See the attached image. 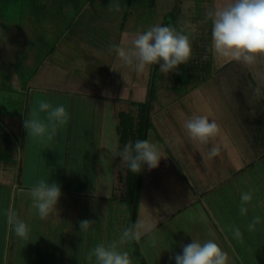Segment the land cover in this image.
Listing matches in <instances>:
<instances>
[{"label":"rangeland","instance_id":"rangeland-1","mask_svg":"<svg viewBox=\"0 0 264 264\" xmlns=\"http://www.w3.org/2000/svg\"><path fill=\"white\" fill-rule=\"evenodd\" d=\"M223 2L113 0L120 6L117 12L108 10L112 0H0L2 114L22 112L16 104L20 102L22 93L13 91L9 85H13L15 80H27L44 57L49 61H63L74 70L80 67L79 71L82 70L89 78L97 77L100 81L104 78L106 83L113 78V73L114 84L118 88L114 86V90L101 93L104 98L113 97L119 101L121 113L129 115L135 123L139 120L141 104L147 99L148 89L152 87V98L147 102L152 124L147 135L151 136V141L147 140L166 150L168 163L175 162L176 168L172 170L171 165L165 170L159 166L149 169L147 175L150 178H146L142 171L147 186L144 191L147 194L149 190V200L156 203L152 208L156 214L145 212L142 219L132 214L123 200L127 193L123 182L119 188L114 187L113 197L106 201H99L96 197L87 202L75 201L80 205L74 206L72 221L63 210L62 214L56 212L44 220L35 211L26 213L23 210L22 214H33L19 217L31 230L27 241L15 235L13 225L12 235L5 231V190L0 189V264H95V257L89 261L87 256L96 245L103 243L107 247L114 241L118 243L125 228L143 220L147 226L165 214L170 215L151 234L156 238L155 247L148 235L142 236L138 242L129 240L118 245L119 250L129 253L133 264H141L140 259L135 258L137 255L146 264H175L173 257L182 254L183 246L192 243L193 239L201 242L213 240L220 248L227 244L223 250L234 258V264H260L257 260L261 253L264 254V59L248 66L212 51L210 75L202 79L194 75L190 77L194 72L191 67L193 58L206 63L207 52L204 49L211 43L212 26L207 13ZM57 4L63 9H70L72 5L73 10L61 11ZM54 9L56 12L52 11ZM68 23L82 35L76 38L81 40L76 44L85 52L84 60L75 51L77 48L69 49L70 56L62 59L53 48L51 41L61 26L67 25L71 32L72 27ZM154 25H170L188 35L192 55L187 67L182 64L165 75L160 72L159 65L154 64L152 77V65L140 75L128 67L120 69L119 75L114 73L111 67L115 53L109 52V45H118L120 38V45L127 47L136 33ZM63 45L58 44L60 47ZM202 54L204 57L200 56ZM201 66L210 68L206 64ZM106 88H109L107 84ZM16 94V103L11 104V96ZM59 99L64 102L67 98L60 95ZM72 104L76 115L81 114L78 105L74 101ZM35 110L36 107L31 112ZM103 111L107 112V109ZM197 115L215 120L220 127V134L208 145L192 141L183 127L186 120ZM104 118L102 115L101 128H104ZM76 128L78 131L80 125ZM213 144L219 147L220 154L209 159L208 151ZM175 148H178L177 153ZM180 169H183L181 173ZM179 173L185 187L177 179ZM124 174L122 170V177ZM173 181L179 182V188L188 193V199ZM249 190H253L254 198L247 205V215L242 216L240 196ZM93 191L96 196L99 194L98 188ZM173 200L177 206L172 211ZM14 204L13 213L21 214L16 211L17 198ZM56 207L57 210L62 209L60 205ZM255 216H260L262 222L255 231L249 232L247 226ZM84 220L95 221L87 232L80 229V222ZM43 228L47 229L44 231ZM233 228L240 229V240L234 237ZM5 236L8 237V247L5 246ZM231 262L229 259L228 264Z\"/></svg>","mask_w":264,"mask_h":264},{"label":"crops","instance_id":"crops-1","mask_svg":"<svg viewBox=\"0 0 264 264\" xmlns=\"http://www.w3.org/2000/svg\"><path fill=\"white\" fill-rule=\"evenodd\" d=\"M57 7L65 12H67V10H73L72 5L70 9H63L59 4H57ZM80 10L81 9H79V11ZM52 11L56 12V9ZM68 26L72 27L71 32L68 31L67 25L61 26V30L53 37L51 41L55 46H53V48L56 50V54L60 56V59L70 56L69 52L72 51V48H77L75 51L81 55L83 59L85 52H82L80 47L76 44L81 42L80 39L76 38L82 35H80L78 31L73 30V24L68 23ZM65 37H67V39H65ZM118 41L120 42V38L117 40L118 45H120ZM61 43L64 45L61 47L58 46V44L60 45ZM69 49L71 50L69 51ZM44 58L37 66L35 72L32 73L27 80H20V82L15 80L13 85H9L13 91L22 93L21 100L17 103L15 102V96H17V94L12 96L9 95V97H12L10 103H16L20 106L22 112L17 111L15 114H2L0 112V189L5 190L7 211L5 231H9L10 234L12 225L8 222V213L13 212L15 198H17V204L15 206L16 211H20L21 213H16L18 218H21L23 215H33L22 214L23 210L26 213L35 211V214H37V210L32 207V199L27 193L41 179L48 181L50 185L56 183L60 187L61 196L57 206L60 205L62 209H58V214H62L63 210L67 216H70L69 218L72 221L74 206H78L79 204L75 201L87 202L90 198H93V200L97 198L99 201H106L108 198L111 199L113 197L112 190L114 187L117 186L119 188L121 183L124 182L122 170L125 171L127 168V164L123 163L118 155L126 144L131 143L130 140L123 143L121 132L119 131L121 114L120 102L114 100L113 97L104 98L101 93L104 90L108 92L109 90H114V86L118 88V85L114 84L115 74L112 73L111 75L113 78H111L109 83H106L104 78H102L101 81L97 77L89 78L82 70L79 71L80 67L74 70L63 61H49ZM113 58L115 62L112 67L114 68L118 61L116 55ZM188 69L189 68H187V70ZM112 71L114 73L118 72L119 75L120 69H112ZM106 84L109 88H106ZM60 95H66L67 99H65L64 102L61 101L59 99ZM39 98H41V100L50 101L53 106L63 105L70 117L68 123L58 130L54 140L49 143H41L39 139L34 138L30 134L28 135L24 127V121L29 118L31 109L34 110V107L37 108L38 102L40 101ZM73 101L78 105V110H80L81 114L76 115L75 110L72 109L74 106L72 104ZM65 102H68V104H65ZM0 106H3V104H0ZM103 109H107V112L103 111ZM102 115L105 117L104 128H101L102 126L100 124V122H102ZM40 116L42 118L44 114L41 113ZM78 116L81 117V119H78ZM96 122L99 123L95 124ZM77 125H80L79 130L81 129V132L79 130L77 131ZM147 138L150 139L151 136L148 137L147 135L146 139ZM159 149L161 152H164V154L162 153L163 157L159 162V167L165 170V168L168 169V167L172 165V170H175V162L168 163L169 159L165 156L166 150L162 147ZM174 152L177 153L178 148H175ZM44 154L48 155V157ZM101 157L103 158L101 159ZM163 164L165 166H163ZM180 170L181 173L183 169ZM142 171L145 173L146 178L151 177L147 175L149 171L147 165H144ZM142 171L140 191L135 208V214H137V217L139 215L138 218L140 219L144 217L143 213L145 214V212L149 214L152 213L151 215L156 214V212H153L154 209L152 210L156 203L149 200L150 194L149 196L147 195L149 190L147 194H145L144 191L145 187L147 189V186ZM179 175L177 179L181 184L183 178L182 175H180L181 177L179 178ZM179 182H174L175 186H178V188L180 186ZM172 185L175 187L174 184ZM189 185L191 186V184ZM185 186L186 183L183 184V187ZM96 188L99 190L97 196L93 191V189L96 190ZM101 190L104 191L102 192ZM179 190L181 189L179 188ZM181 191L180 193L184 195L185 199H188L186 196L188 193H185L183 188ZM182 194H180V196L182 200H184ZM118 198L122 199V197ZM173 202L172 211L175 210L174 208L177 206L174 200ZM130 215L131 214H129V216ZM169 215L170 214H165V216L162 215L152 223L158 226L168 218ZM68 224L71 226V222ZM46 229L47 228H43L44 231ZM216 240L223 244L219 239ZM7 241L8 237L5 236L4 242L6 243V247H8ZM231 245L233 246V244ZM225 246H227V244L221 249L223 250ZM223 251L227 253V251ZM260 255L261 257H259L257 261H259L260 264H264V254L261 253ZM228 257L230 261H232L231 264H234V258H232V256ZM135 258L137 257L135 256Z\"/></svg>","mask_w":264,"mask_h":264},{"label":"clouds","instance_id":"clouds-1","mask_svg":"<svg viewBox=\"0 0 264 264\" xmlns=\"http://www.w3.org/2000/svg\"><path fill=\"white\" fill-rule=\"evenodd\" d=\"M108 10L119 12L120 6L112 0ZM207 16L212 22L211 50L215 54L248 66L264 59V0H224L210 10ZM109 52H114L118 61L114 68L111 67L113 70L128 67L140 75L151 65L158 64L160 72L167 75L190 60L192 48L188 35L182 30L170 25H154L136 33L127 47L110 44ZM41 113L44 114L43 118ZM69 118V113L63 105L53 106L46 100H40L37 110L31 112L29 118L24 121V127L28 135L39 139L41 143H49L54 140L58 130L68 123ZM183 127L192 141L202 145H208L220 134L217 122L205 115L192 116L185 121ZM219 154V147L213 144L208 151V158ZM118 155L134 174H139L144 165L149 169L157 168L163 157L159 146L147 139L126 144ZM27 194L41 220L58 212L56 206L61 189L56 183L50 185L48 181L41 179ZM253 198V190L241 193L239 211L242 216L247 215V205ZM8 222L13 225L17 237L22 241L29 239V226L15 213H8ZM94 222L81 221V231L87 232ZM261 222L260 216L253 217L247 226L248 231H255ZM156 227L155 223L145 226L143 221H138L133 227L123 230L118 243L114 241L107 247L103 243L96 245L89 251L87 259L92 261L95 257V264H133L129 253L119 250L118 245H124L129 240L138 242L142 236L148 235L150 243L155 247L156 238L151 234ZM232 231L236 239L242 238L239 228H233ZM173 258L175 264H228L229 261L227 253L216 242H201L198 239H193L192 243L183 246L182 254Z\"/></svg>","mask_w":264,"mask_h":264},{"label":"trees","instance_id":"trees-1","mask_svg":"<svg viewBox=\"0 0 264 264\" xmlns=\"http://www.w3.org/2000/svg\"><path fill=\"white\" fill-rule=\"evenodd\" d=\"M177 7V6H176ZM176 10H174V13ZM175 17V16H173ZM212 26L210 27L211 30ZM207 54H206V63H200L199 60L194 58L192 59V68L194 69V72H191V76H199V79H202L205 75H210V69H211V64H212V50H211V43H208L207 47L204 49ZM205 54L200 55L201 57H204ZM197 56V55H196ZM191 59V58H190ZM200 59V58H199ZM189 62V61H188ZM188 64V63H187ZM187 64H183L184 68L187 67ZM202 64H206L209 67L207 68H202ZM189 67V66H188ZM208 77V76H207ZM195 78V77H194ZM152 83V82H151ZM152 87L148 89V96L147 99L141 104V114L139 116V120L137 122H133L132 118L129 115H126L124 113L120 114V128L119 131L121 132V137L123 139V143H126L128 140L131 141V143L136 140H145L147 133H148V128L150 127L151 120L148 117V110H149V104L147 106V102L149 103L151 95H152ZM144 103L145 106H144ZM150 122V123H148ZM152 125V124H151ZM133 138V139H132ZM136 140V141H137ZM124 182L126 186V195L123 197V200L127 204L130 212L132 214H135V208L139 196V191H140V183H141V172L139 174H134L132 173L128 167L125 170L124 174ZM137 258L140 259L141 264H146L144 263V259L140 256L137 255Z\"/></svg>","mask_w":264,"mask_h":264},{"label":"water","instance_id":"water-1","mask_svg":"<svg viewBox=\"0 0 264 264\" xmlns=\"http://www.w3.org/2000/svg\"><path fill=\"white\" fill-rule=\"evenodd\" d=\"M153 73H154V65L151 66V77H152Z\"/></svg>","mask_w":264,"mask_h":264}]
</instances>
